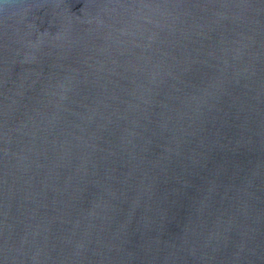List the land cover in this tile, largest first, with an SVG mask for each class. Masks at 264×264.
Here are the masks:
<instances>
[{
    "label": "water",
    "instance_id": "water-1",
    "mask_svg": "<svg viewBox=\"0 0 264 264\" xmlns=\"http://www.w3.org/2000/svg\"><path fill=\"white\" fill-rule=\"evenodd\" d=\"M0 264H264V0H0Z\"/></svg>",
    "mask_w": 264,
    "mask_h": 264
}]
</instances>
